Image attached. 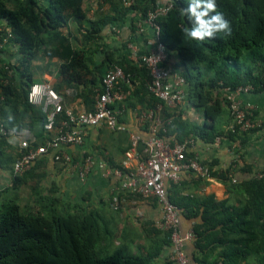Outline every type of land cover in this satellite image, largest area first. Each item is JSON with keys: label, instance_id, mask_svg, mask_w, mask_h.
Wrapping results in <instances>:
<instances>
[{"label": "trees", "instance_id": "obj_1", "mask_svg": "<svg viewBox=\"0 0 264 264\" xmlns=\"http://www.w3.org/2000/svg\"><path fill=\"white\" fill-rule=\"evenodd\" d=\"M101 1L92 18L95 20L88 21L84 43L98 44L110 67H121L131 83L136 74L144 93L158 103L147 92L146 69L124 57L113 59L98 42L106 24L123 25L129 20L134 35L137 20L145 19L148 12L160 6L159 0H136L130 8L124 7L120 0ZM186 7L187 0H173L169 11L154 22L168 58L174 56L178 60L177 66L189 87V101L202 107L213 92L225 86H251L253 92H264V0H217V10L231 22L232 35L223 38L218 34L203 41L185 37L184 28L191 24L180 9ZM85 19L88 18L83 0H0V39L8 31L12 36L8 42L19 48L17 67L10 63L0 67V119L9 133L22 126L26 113L31 112L30 118L40 125L35 136L42 138L45 116L27 101L32 85L31 63L38 54L46 51L48 57L62 61L60 73L68 86L88 74L86 49L75 47L69 39V24ZM147 33L149 37L151 30ZM15 70L20 75L19 87L14 82ZM100 79L87 93L99 87ZM175 110L163 105L164 135L172 134L181 142L178 135L184 126L180 125ZM9 114H16L17 122L9 119ZM6 138L0 136V145H6ZM36 146L37 143L33 145ZM211 176L216 177V173L211 171ZM218 176L226 180L225 172ZM13 177L16 182L21 175ZM247 186V198L238 205L208 197L192 212L185 208L191 212L188 218L200 215V222L193 229L203 264H249L252 258H256V264H264V181L251 179ZM39 208L36 212L23 209L14 199L0 193V264H148V259L141 255L127 254L121 248L109 250L97 212L55 198L40 202ZM150 227L162 234L156 251L160 253L164 245L170 247L169 233ZM217 249L221 261L211 262L209 258ZM168 262L173 264L169 259Z\"/></svg>", "mask_w": 264, "mask_h": 264}, {"label": "crops", "instance_id": "obj_2", "mask_svg": "<svg viewBox=\"0 0 264 264\" xmlns=\"http://www.w3.org/2000/svg\"><path fill=\"white\" fill-rule=\"evenodd\" d=\"M105 7L107 8V5ZM83 8L87 12L88 19L69 24V39L75 47L86 49L88 74L81 75L78 81L71 82L72 84L68 86L66 79L60 73L62 61L59 58L48 57L44 51L31 63L32 84H49L62 97L64 111L74 113L93 108L96 89L90 93L87 91L94 86L92 84H97L104 72L110 68L106 54L101 51L102 48L100 49L98 44L92 41L86 43L83 41V35L89 30L88 21L95 20L92 18L97 5L92 0H83ZM130 23L128 20L123 25L106 24L101 33L98 43L106 48L113 59L120 60L124 57L130 62L127 49V43L133 37ZM110 25H119L121 32L112 33L109 30ZM147 36L148 34L145 37ZM145 37L134 42L141 51L146 49ZM124 45L125 49H123ZM18 49V46L11 41L5 44L0 51V67L6 63L17 67ZM169 64L180 72L176 57H170ZM133 76V82L124 85V101L114 106L116 110H120L118 123L121 129L111 131L104 125L85 128L84 142L81 146L62 148L72 158L70 165L55 162L53 152H50L39 157L15 182L13 164L20 153V142L28 141L32 146L36 143L42 145L50 136L55 135L57 130L56 127L48 135L42 129V138H36L35 133L40 132V125L35 119L30 118L31 112H27L23 125L13 128L6 138V145H0L2 163L0 193L14 199L21 208L34 212L40 209V202L52 198L69 205H81L87 211L97 212L100 216L101 231H106L102 237L107 246L112 240L113 250L121 248L127 254L141 255L148 259V264H169L168 256L171 248L164 245L162 251L158 253L156 250L160 245L162 234H157L150 227L161 217L158 204L151 198L138 197L131 187L123 186L128 185L138 162L145 157L151 128L157 121L164 124L162 113L157 112L158 103L144 93L139 77L136 74ZM14 77V82L19 87L20 75L17 70L14 71ZM183 91L185 99L175 110L180 125L184 126V130L180 129L181 135L178 136L181 141L191 142L187 151L189 158H198L202 164L216 173V177L203 179L183 172L178 184L169 182L165 184L168 198L180 207V233L186 234L200 222V215L188 218L192 209L208 197L215 201L227 200L231 205L243 203L247 198L248 181L253 179L254 173L264 170V92L252 90L241 96L243 101L254 107L257 126L246 133L229 134L228 128L232 119L223 90L213 92L202 107H197L189 101L187 85ZM148 111L153 112V123L142 121L140 118L141 113ZM9 117L17 122L16 114H9ZM62 117L64 115L59 117L58 122ZM133 136L139 138L136 154L126 161L125 153ZM211 136L214 138L210 139ZM164 138L178 142L172 134L167 133ZM85 155L92 156L95 163L105 162L109 167L121 169L122 174L103 176L101 171L93 169L84 180H81L74 165ZM224 172L226 180L218 176L219 173ZM232 180H235V183ZM186 207L192 211L185 210ZM102 246L105 247L106 244L102 242ZM183 249L189 258V264H203L202 253L197 247L196 239L186 241ZM219 250L217 249L209 258L211 262L213 259L221 261ZM152 254L154 256L151 258ZM255 259L252 258L249 264H256Z\"/></svg>", "mask_w": 264, "mask_h": 264}, {"label": "built area", "instance_id": "obj_3", "mask_svg": "<svg viewBox=\"0 0 264 264\" xmlns=\"http://www.w3.org/2000/svg\"><path fill=\"white\" fill-rule=\"evenodd\" d=\"M98 6L101 0H92ZM124 7L130 8L136 0H120ZM160 6L147 13L143 20L135 23V34L127 43L129 51L128 60L137 67H144L148 72L147 92L158 101L157 112L162 113L163 105L171 110L176 109L185 99L184 87L187 85L183 75L169 64V58L165 46L159 40V27L154 20L160 15L166 14L173 5V0H159ZM133 15V14H132ZM112 33L121 32L119 25H110ZM151 30V36L145 42L146 49L141 51L134 42L140 40ZM11 34L0 39V50ZM129 75H126L119 66H111L102 75L99 87L96 89L93 108L89 111L74 113L64 111L62 97L47 83H34L30 86L27 101L33 107L40 109L45 116L43 131L48 135L57 127L56 133L48 138L45 144L33 147L28 141L19 144L20 157L13 164V176H20L28 171L39 157L53 152V160L63 165L71 164L72 158L63 151V147L81 146L84 142V129L104 125L111 131L121 129L118 123L120 110L114 106L121 104L125 99L123 85H130ZM73 92V91H72ZM224 98L232 119L228 128L230 134L246 133L257 126L254 107L241 99L243 94L252 92L251 86H225ZM61 115L64 117L58 122ZM142 121L153 123V112H143ZM58 123V125H57ZM170 124V121L166 122ZM165 124V123H164ZM156 122L151 128V135L147 141L145 157L140 160L128 185L133 193L143 199H155L158 204L161 217L152 223V226L161 232H168L171 252L168 259L173 264H189L183 245L186 241L195 239L194 229L186 234L179 230L180 209L173 204L168 196L166 182L178 184L181 174L188 172L196 177L209 179L211 170L202 164L196 157H188L187 151L191 145L189 140L171 142L164 138L165 125ZM9 131L0 119V136L8 137ZM139 138L133 136L125 153L126 161L136 154ZM96 166V167H95ZM78 177L84 180L93 170L102 172L103 176H120L119 169L109 167L105 162L95 163L90 155H85L75 163ZM253 179L264 181V170L253 174ZM235 183V180H232Z\"/></svg>", "mask_w": 264, "mask_h": 264}, {"label": "clouds", "instance_id": "obj_4", "mask_svg": "<svg viewBox=\"0 0 264 264\" xmlns=\"http://www.w3.org/2000/svg\"><path fill=\"white\" fill-rule=\"evenodd\" d=\"M180 13L191 24V27L184 28V35L189 40L203 41L218 34L223 38L232 35L231 22L217 10V0H187V7L181 8Z\"/></svg>", "mask_w": 264, "mask_h": 264}, {"label": "rangeland", "instance_id": "obj_5", "mask_svg": "<svg viewBox=\"0 0 264 264\" xmlns=\"http://www.w3.org/2000/svg\"><path fill=\"white\" fill-rule=\"evenodd\" d=\"M110 246L109 250H113L114 249V242L111 240L108 244Z\"/></svg>", "mask_w": 264, "mask_h": 264}]
</instances>
